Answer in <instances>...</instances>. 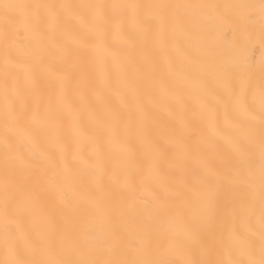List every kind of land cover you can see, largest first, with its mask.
I'll return each mask as SVG.
<instances>
[{
  "label": "snow or ice",
  "instance_id": "snow-or-ice-1",
  "mask_svg": "<svg viewBox=\"0 0 264 264\" xmlns=\"http://www.w3.org/2000/svg\"><path fill=\"white\" fill-rule=\"evenodd\" d=\"M264 0H0V264H264Z\"/></svg>",
  "mask_w": 264,
  "mask_h": 264
},
{
  "label": "bare ground",
  "instance_id": "bare-ground-1",
  "mask_svg": "<svg viewBox=\"0 0 264 264\" xmlns=\"http://www.w3.org/2000/svg\"><path fill=\"white\" fill-rule=\"evenodd\" d=\"M214 2H223V0H214ZM216 38L220 46L228 50L233 57L246 56L250 61L259 63L262 55H264V49L260 47L258 36L252 43L246 45L240 35L234 33L230 25H224Z\"/></svg>",
  "mask_w": 264,
  "mask_h": 264
}]
</instances>
